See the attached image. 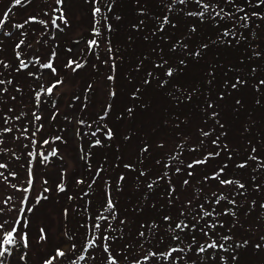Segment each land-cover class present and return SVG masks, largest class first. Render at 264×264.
<instances>
[{
	"label": "rangeland",
	"instance_id": "rangeland-1",
	"mask_svg": "<svg viewBox=\"0 0 264 264\" xmlns=\"http://www.w3.org/2000/svg\"><path fill=\"white\" fill-rule=\"evenodd\" d=\"M140 1L145 3L148 0ZM14 5L13 0H0V19L5 20V23L0 25L2 28L0 31V81H4L0 84V123L11 129L10 132H5L3 128H0V140L5 143L4 148L0 150V161L6 166L0 168V241L3 240L6 232L15 228L18 242L16 245H4V248L8 250L4 253L6 254L5 264H24L18 257L17 245L22 246L24 250L27 248L36 264H40L41 260V264H44L46 260L56 257V255L48 256V254L57 246L60 250H67L69 243L68 238L64 236L65 220L62 210L65 200H70L71 197L74 205L71 204L69 208L70 216H72L70 234L73 236L77 231L85 233V229L78 227V222L88 215L86 209L82 213L80 207L89 206V204L93 207L102 205L108 199L117 204L120 213L128 215L136 230L140 229L141 220H148L155 210L152 204L151 206L143 204V200H151L144 198L146 190L143 186L135 190L129 187L136 181L135 177L142 167H146L149 178L157 173L164 180V184L159 186L168 190L169 198L161 202V205L158 203L153 205L170 210L169 212L174 213L175 216L184 211L192 213L201 210L211 213L209 216H204V221L212 222L213 216H217L218 221L227 228L230 227L224 229L222 233L230 234L232 238L249 237L255 240L253 244L257 247L255 243L264 238V207H261L264 205V188H260V186L264 187L263 172H256L253 167L239 172L233 171L235 164L232 163L235 161L231 157L228 165L225 163V171L222 173L213 162L206 167L202 165L188 167L191 161L199 156L215 153L219 143L213 144L212 140L216 138L214 133L218 134L220 140L226 143L232 142L237 135L241 134L242 121L237 120L236 123L231 124V131L227 134L217 130L212 132L213 136L207 135L205 139L197 129L207 130L209 124L214 125L209 121L203 124L204 120L210 117L202 113L190 114L186 111L187 116H193L192 119L188 123L183 121L184 113L179 117L184 128L181 130L171 128L168 125L169 122H166L163 117L164 108L169 100L162 89L152 82L139 88L137 81L129 82L124 77L128 68L117 67L120 76L115 73L118 71L110 72L109 64L106 62H100L97 70L93 71L90 67L93 53L90 52L92 55L87 54L86 57L81 55L84 54V48L87 50L85 37H91L89 32L93 24H96L103 33L101 35L103 42L100 46L106 44L104 34L108 29L104 31V28L109 22L106 18L103 22H92L89 13L90 3H86V0H63L59 6L55 0H27V4L26 0H22L19 7L16 8L17 5L15 7ZM10 7L17 9V12L14 14L11 11L9 18L3 17V13ZM56 7L61 8L60 11H53ZM61 11L64 14V20L58 19ZM257 15L260 16V13ZM29 17H36V20L31 22H40L37 26L41 30L35 37L32 36L34 32H37L35 26L28 25L30 22L25 23ZM123 17L126 18V16ZM53 19L61 22L64 32L56 29L55 36L50 37L48 33ZM16 25H23V27L17 28ZM26 32L28 39H26ZM10 35H14L15 38L10 39ZM122 36L114 38L111 44L113 48L117 45L118 49L131 51L137 46V38L130 37L123 41ZM49 39L50 45L47 41ZM21 40L23 44L20 48H16ZM96 42L98 43V40ZM52 49H54V56L53 53H49ZM17 53H19V59ZM36 58H39V62ZM79 59H82L81 63ZM21 60L27 65L26 67L21 68ZM50 60L56 69L55 73L41 67V64L48 63ZM69 60L83 66L74 71V66L66 67ZM150 69L151 65L148 67V70ZM28 70L29 72L39 71L38 79L47 86L57 80L62 81L54 88L51 95L44 91L40 96L43 98L39 104L42 127L50 126L51 122L55 127L60 118L61 111L58 113L53 110L54 115L52 112L51 116L50 110L55 105L54 99L62 108V121L66 120V123H63L66 124V129L61 128L63 133L66 132L65 135L62 134L60 138L59 129L55 128L54 134L53 130L49 132L50 139L46 133L47 135L41 140V144L45 147L42 153H52L56 150V154L44 160H41L39 155L31 157L28 154L31 164L27 162L25 146V143L31 142V138L26 136V133L28 135L31 133L30 127L26 128L28 132L24 130L16 136L14 128L17 127L13 128L5 122L8 121L6 117L11 115L12 123L20 125L22 116L26 117V113L31 109L30 106L34 107L31 97L21 94L22 90L15 85V89L19 91L17 93L12 88L14 83L9 82L12 78L15 82H26L24 73ZM3 71L7 73V76L3 77L5 80L1 78ZM114 73L118 75L117 79L112 77ZM23 85L26 87L27 84L23 83ZM86 89L90 90V94L87 92L82 97ZM111 92L116 93L113 98ZM69 101L74 103V107H67ZM107 103H110L109 112L106 111ZM80 113L86 117L87 127L90 126L85 136L82 131L79 133ZM25 120L26 118L22 122ZM219 121L227 126L226 117L220 118ZM109 130L112 135L108 138ZM55 137L60 139L55 140ZM35 138L38 139V135H35ZM45 140L49 143L44 144ZM200 142L202 146L199 145ZM80 144L85 146L87 155L86 150H81ZM234 144L237 143H230V145ZM192 145L196 146L194 153H190ZM36 147L40 146L36 145ZM177 168L180 169L179 172ZM29 172H31V186L28 184ZM11 173L15 175H10ZM218 173L221 177H235L240 182L234 178L231 184H221L222 179L213 178V175ZM78 181L82 182L78 183ZM106 183L107 188L111 183L115 185L114 189H109L111 193H107ZM241 184L243 188L239 186ZM58 185H62L64 190L58 191ZM25 188L29 190L25 192ZM45 188L50 190V196L37 200V197L47 195L44 194ZM89 190L93 192V195H90ZM199 194H201L200 197ZM221 196L223 198L217 202ZM23 202H25L24 205ZM28 208L32 211H27ZM21 209L24 210L21 211ZM78 212L81 213L78 214L80 217L75 215ZM227 213L232 216L230 217ZM231 219L235 222L234 224L232 222L234 230L230 226ZM129 226L131 227V224ZM236 227L241 228L235 230ZM41 229L46 236L43 240L40 239ZM84 244L85 242L77 248H82ZM106 247L108 251L121 258H126V256L122 257L124 250L129 252V257L135 254V248L130 249L132 244L127 249H124L122 242L106 244ZM98 250L92 254L96 256L95 258L89 255L90 259L102 258L105 252ZM251 252L254 253L250 254V264H264L263 245L260 249L256 248V251L251 247ZM73 260V255L66 252L63 257H56L53 264H72Z\"/></svg>",
	"mask_w": 264,
	"mask_h": 264
},
{
	"label": "trees",
	"instance_id": "trees-1",
	"mask_svg": "<svg viewBox=\"0 0 264 264\" xmlns=\"http://www.w3.org/2000/svg\"><path fill=\"white\" fill-rule=\"evenodd\" d=\"M86 3L91 4L89 13L92 22H103L105 18L109 22L104 28V31L108 29L104 34L105 46H100L103 42L101 39L103 33L96 24L92 23L89 32L91 37H85L89 52L84 48V54L81 55L86 57L87 54L88 56L92 55L90 52L93 53L90 66L93 71L97 70L100 62H106V64H109L110 72L118 71L117 67L128 68L124 77L129 82L132 80L137 81L139 88L145 84H151V82L157 85L169 100L168 105L164 108L163 117L166 122H169L168 125L171 128H177V130L184 128V124L180 123L181 118H179L184 113L185 115L182 116L183 121L188 123L192 119L193 116H187L186 111L190 114L202 113L210 117L204 120L203 124L205 125L209 121L213 122L214 125L209 124L207 130L197 129L202 135L203 133H209L208 136H213L212 132L217 130L227 134L231 131V124L236 123L237 120L242 121L241 134L230 142L237 144L230 145V143L220 140L218 134L214 133L216 138L212 142L215 140L219 143L218 147L215 148V153H219V155L210 157L206 153L191 161V164L194 161L201 160L205 162L195 164L193 167L200 165L206 167L213 162L217 165V169L225 171V163L228 165L231 157L235 161L232 163L235 164L233 171L239 172L248 167H253L256 172H263L264 174V83H261L264 81V3H259L258 0H200V3H197V0H185L184 3H181L180 0H148L145 3L140 0H86ZM203 5H208L207 9ZM19 6L17 5L16 8ZM97 7L101 11L94 16L93 10ZM11 11L15 14L17 9L10 7L8 9L9 14ZM201 12L204 13L203 16L199 15ZM257 13H260V16ZM123 16H126V18ZM254 16L260 21H257ZM165 17H167V21H165ZM244 17H247V19H244ZM7 18H9V15ZM38 23L40 22H30L28 24L34 25L37 29V32L32 35L33 37L38 35L41 30L37 26ZM56 29L64 32V26L61 25V22H56L55 25L50 22L48 35L54 37ZM1 30L2 28H0ZM225 32H227V35H225ZM120 35H123L121 37L123 41L130 37L137 38V46L131 51L118 49L117 45L113 48L111 44H113L114 38ZM10 36L12 40L15 38L14 35ZM26 39H28L27 32ZM91 40H98L94 48H89V41ZM47 41L50 45L51 40ZM108 47L111 49H108ZM53 52L54 49L49 51V53ZM197 52L198 55L195 54ZM78 61L81 63L82 59ZM150 65L151 69L148 70ZM168 69H172L173 74L171 76L167 75ZM38 70H40L39 67ZM29 73H32V75ZM38 73L39 71L29 72L28 70L24 73L26 82H15L12 81L13 78L9 80L10 83H14L12 85L13 89L16 85L22 90L21 94H27L31 97V102L35 107L33 109L34 107L30 106L31 109L26 113V117L22 116V120L25 118L26 120L24 122L21 120L20 125L12 123L11 115L6 117L9 125H12L13 128L17 127L14 128L16 136L20 135L27 127H30L31 133L30 135L26 133V136L31 138V142L29 144L25 143L28 164H31L28 154H31V157L39 155L41 160L50 156L49 152L42 153V149H45L41 144L43 136L48 134L49 137L51 130L54 134L55 128L59 129L58 136L60 138L62 134L65 135L66 133H63V130L66 129V124L63 123H66V120L62 121V108L57 105V100L54 98L52 99H54L55 105L50 110L51 116L53 110L58 113L61 111L60 118L55 127L53 122L45 128L41 125L40 120L42 118L39 113V104L43 99L40 96L44 93L41 90V85H44L45 88L48 86L38 79ZM115 73L121 76L119 71ZM115 73L112 77L117 79L118 75ZM1 74V78L5 80L3 77L7 76L6 71L1 72ZM23 83L27 84L26 87ZM37 92L40 93L39 98L36 96ZM87 92L90 94V90L86 89L82 97ZM115 95V92H111L112 98ZM73 105L74 103L69 101L67 107H74ZM106 111H110V103H107ZM36 116H39L40 119H35ZM79 116V133L82 131L85 136L88 134L90 126L87 127V119L84 114L80 113ZM65 117L67 118L66 114ZM222 117H226L227 126L219 121ZM0 128L4 129L7 126L5 127L0 123ZM26 132L28 131L26 130ZM35 135H38V139L35 138ZM107 137L109 138L108 135ZM203 137L206 139V136L203 135ZM36 145L40 147H36ZM199 145L202 146V142ZM4 146L3 140H0V150ZM191 147L190 153H194L196 146L192 145ZM80 148L83 151L86 150L83 144H80ZM0 164L5 165L1 161ZM242 164L245 166L240 167L239 165ZM33 165L35 166V162ZM139 172L135 177L136 181L129 187L135 190L141 189V186H143L146 190L144 198L151 199L143 200V204L147 206L152 204V207H155L152 216L148 220H141L139 231L134 228V223L128 215L123 212L120 213L121 211L117 208L115 202L112 201L114 204L113 209L105 211L107 205V201H105L102 205H95L94 207L92 204H89L91 207L88 205L80 207L82 213L86 209L88 216L78 222V227L85 229L86 234L77 231L73 236L70 234L72 216H70L69 208L71 204L74 205V202L72 197L70 200H65L64 209L62 210L65 220L64 236L68 238L69 247L67 250H61L64 253L69 252L73 255L72 264H113V260L115 264H136L137 261H139V264H250V254L254 253L251 252V247L254 251H256V248H262V245L264 247V238L255 243L259 246L256 247L253 244L255 240H251L249 237H243V239L232 238L230 234L222 233L227 226L218 221L217 216H213L212 222L207 223L204 221V212L206 211L197 210L192 213L184 211L175 216L174 213L169 212L170 210L153 205L155 203L161 205V202L169 198L168 190L159 186L164 184V180L157 173L149 178L146 167H142ZM234 178L221 177V174L218 173V177L214 179L233 181ZM238 182L240 181L238 180ZM258 185L260 186V183ZM114 188L113 183L108 188L106 183L107 193H111L109 189ZM260 188L264 187L260 186ZM89 191L90 195H93V192ZM49 192L50 190L44 192V194H47L45 197L50 196ZM200 195L198 196L200 197ZM78 214L81 213L78 212L75 215ZM100 216H106L108 219L101 220L99 219ZM166 216L170 219L165 220ZM229 216L232 215L229 214ZM232 222L235 223L234 219H231L230 225L234 230ZM176 223L187 225V227L183 230L176 229ZM97 224L100 225L99 228L95 227ZM193 225L195 227H192ZM238 228L241 227H236L235 230ZM141 233L144 235L142 236ZM12 235L15 241L13 245H16L18 242L15 232ZM105 236L108 239H104ZM224 236L229 237V239L224 241L222 239ZM58 237L62 238L61 236ZM94 237L98 238L95 245L89 246V241H92ZM173 237H179V239H173ZM212 241L224 244V249L206 248L203 253L197 251L200 246H206ZM84 242V246L78 249L77 247H80ZM121 242L124 249L132 244L130 249L135 248V254L129 257V252L124 250L122 257L126 256V258H121L117 254L111 251L105 252L103 249L106 244L113 245ZM171 248H177L179 251L166 258ZM57 249H60V247L57 246L50 250L51 253L48 256L56 255ZM97 249L105 252L102 258L99 260L90 259L89 255L94 254ZM16 250L19 259L24 264H36L27 248L24 250L22 246L17 245ZM119 250L122 252L120 248ZM151 253L157 255L152 256ZM145 255L149 256L147 261L143 259ZM92 256L93 258L96 257ZM110 257L112 260L109 259ZM222 257L223 259H221ZM5 258L6 254L1 256L0 264H5Z\"/></svg>",
	"mask_w": 264,
	"mask_h": 264
},
{
	"label": "snow or ice",
	"instance_id": "snow-or-ice-1",
	"mask_svg": "<svg viewBox=\"0 0 264 264\" xmlns=\"http://www.w3.org/2000/svg\"><path fill=\"white\" fill-rule=\"evenodd\" d=\"M13 2H14L15 5H20V4L22 3V0H13ZM55 2H56L57 5H61V4L63 3V0H55ZM180 2H181V3H184L185 0H180ZM258 2H259V3H264V0H258ZM197 3H200V0H197ZM203 7H204L205 9H207L208 5H203ZM53 11H60V9H54ZM100 11H101L100 8H98V7H97V8H94V10H93V15L95 16V15L99 14ZM8 15H9V12H8V11H5V12L3 13V17H5V18L8 17ZM199 15L203 16L204 13L201 12V13H199ZM58 19H60V20H64V19H65V18H64V14H63L62 11H61V14H60V16L58 17ZM244 19H247V17H244ZM35 20H36V17H29L28 20L25 21V23H28V22H31V21H35ZM165 21H167V17H165ZM65 22H66V21H65ZM4 23H5V20H4V19H0V25H3ZM52 23L55 25L56 20L53 19ZM16 27H17V28H22L23 25H16ZM94 30H95V29H94ZM225 35H227V32H225ZM96 43H97L96 40H91V41H89V48H92L93 46H95ZM21 44H23V40H21L20 43H18V44L16 45V48H20ZM195 54L198 55L199 53L197 52V53H195ZM54 55H55V53H53V56H54ZM17 57H18V59H19V53H17ZM36 60H37V62H39V58H36ZM181 63H183V61H181ZM5 66H7V65H5ZM20 66H21V68H24V67H26L27 65L24 63L23 60H21V61H20ZM73 66H74V67H73ZM82 66H83L82 64L76 63V62L73 61V60H69L68 63H67V65H66V67H73V70H74V71H75L76 69L81 68ZM41 67H43V68H45V69H50L53 73L56 72V69L54 68L53 63L51 62V60H50L48 63H43V64H41ZM29 74L32 75V73H29ZM172 74H173L172 69H168L167 75L171 76ZM109 79H111V77H109ZM146 82H147V81H146ZM3 83H4V81H0V84H3ZM60 83H62V81L57 80V81H55V83L51 84L50 86H48V87H46V88L44 87V85H41V90H42V91H46L48 94H51V93L53 92L54 88H55L57 85H59ZM261 83H264V81H262ZM233 87H235V85H233ZM113 94H114V93H113ZM36 96H37V98H39L40 93L37 92V93H36ZM129 111H131V109H129ZM35 119L39 120L40 117H39V116H36ZM5 122H7V121H5ZM3 131H5V132H10L11 129H9V128H4ZM107 135H108L109 137H111L112 133H111L110 130H109V132L107 133ZM203 135H204V136H207V135H209V133H203ZM56 139H60V138L57 137ZM48 143H49V141H47V140L44 141V144H48ZM96 143H99V141H96ZM213 144H216V141H215V140L213 141ZM55 154H56V150H53L52 153H50V155H55ZM30 155H31V154H30ZM41 155H43V154L41 153ZM208 155L211 157V156H213V155H219V153H215V154H213V153H209ZM45 159H47V157H45ZM204 162H205V161L197 160V161H194L193 164H189L188 167L191 168V167H193L195 164H201V163H204ZM239 166H240V167H244L245 165L242 164V165H239ZM4 167H6V166L3 165V164H0V168H4ZM126 167H128V166L126 165ZM179 171H180V169L177 168V172H179ZM220 172L222 173V172H223V169H221ZM141 174L143 175V173H141ZM10 175H15V174H14V173H11ZM217 177H218V174H214V175H213V178H217ZM121 179H123V177H121ZM206 179H207V178H206ZM79 182H82V181H78V183H79ZM185 183H188V182L185 181ZM220 183H221V184H224V185H227V184H231V183H233V181H231V180H220ZM28 184H29L30 186L32 185L31 172H29V180H28ZM239 186H240L241 188L244 187L242 184L239 185ZM149 187H151V185H149ZM28 190H29L28 188H25V189H24L25 192H27ZM63 190H64L63 186H62V185H58V191H63ZM47 191H49V189L45 188V189H44V192H47ZM41 198H46V197H43V196L41 195V196L37 197V200H39V199H41ZM222 198H223L222 196L219 197V198L217 199V202H219V199H222ZM25 199H27V197H25ZM232 203H234V201H232ZM261 207H264V205H261ZM113 208H114V204H113L112 200H111V199H108V201H107V205H106V208H105V211L111 210V209H113ZM23 210H24V209H21V211H23ZM27 211H32V209H31V208H28ZM209 215H211V213L204 212V216H209ZM99 219H101V220H107L108 217H106V216H100ZM169 219H170L169 217H167V216L165 217V220H169ZM122 223H123V222H122ZM95 227H96V228H99L100 225L97 224V225H95ZM185 227H187V225H182L181 223H176V225H175V228H176V229H181V230H183V228H185ZM192 227H195V225H193ZM15 231H16V229L13 228L12 231L6 232V234H5L4 237H3V240L0 241V256H3L4 253L7 251V249L4 248V245H5V244H7V245H13V244L15 243V241H14V239H13V235H12L13 232H15ZM141 235L143 236L144 234L141 233ZM205 235H207V233H205ZM22 238H23V237H22ZM45 238H46V236H45L44 230L41 229V230H40V239L43 240V239H45ZM96 239H98V238H95V237H94L92 241H89V246H94V245H95V242H96ZM104 239H108V237L105 236ZM173 239H177V240H178L179 237H173ZM193 239H194V238H193ZM222 239H223L224 241H227V240L229 239V237L224 236ZM245 243H246V242H245ZM74 247H75V246L73 245V248H74ZM257 247H259V246H257ZM206 248H212V249L219 248V249L222 250V249H224V244H222V243L218 244L216 241H212L211 243H208L206 246H200V247L197 249V251L200 252V253H203V252L206 251ZM104 250H105V252H107V251H108V248L105 247ZM177 251H179V249H177V248H171V249L169 250V252H168L166 258L171 257V256H172L174 253H176ZM64 255H65V253H64L62 250H60V249H57V250H56V257H63ZM151 255H152V256H155V255H157V254H156V253H151ZM56 257H53L52 259L46 260V261L44 262V264H53V260H54ZM233 258L235 259V257H233ZM81 259H83V257H81ZM109 259L112 260L111 257H110ZM143 259H144L145 261H147V260L149 259V256H148V255H145V256L143 257ZM221 259H223V257H222ZM113 264H115V261H114V260H113ZM136 264H139V261H137Z\"/></svg>",
	"mask_w": 264,
	"mask_h": 264
}]
</instances>
